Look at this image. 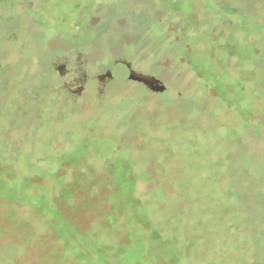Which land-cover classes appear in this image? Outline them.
<instances>
[{
    "label": "rangeland",
    "instance_id": "374dc122",
    "mask_svg": "<svg viewBox=\"0 0 264 264\" xmlns=\"http://www.w3.org/2000/svg\"><path fill=\"white\" fill-rule=\"evenodd\" d=\"M83 2H0V264H264V0Z\"/></svg>",
    "mask_w": 264,
    "mask_h": 264
},
{
    "label": "flooded vegetation",
    "instance_id": "af4514ba",
    "mask_svg": "<svg viewBox=\"0 0 264 264\" xmlns=\"http://www.w3.org/2000/svg\"><path fill=\"white\" fill-rule=\"evenodd\" d=\"M52 1L53 0H0V2H2L3 5L6 7L5 8L6 10L4 13V18L6 19V21L9 22V24L16 25V23H19L21 20L25 21L28 24L49 23L52 21L58 22V20L67 19V14H70L69 18L72 19V15H73L74 11H72L71 13H67L66 16H64L62 14L63 13L62 9H59V10H57V12H54L53 7H52ZM85 1H87V0H84V2ZM84 2H83V5L86 3V2L85 3ZM76 9H77V7H76ZM84 9H86V8H84V7L82 8L83 14L85 12H88L87 9L86 10H84ZM75 15H78V13H76ZM80 56H81V53L78 54V58ZM123 59H125V58H123ZM120 60L115 61V63L123 65L129 74L130 69L127 67V65L121 63ZM62 64L66 65V68H67L66 73H67L68 72L67 62H64ZM57 67H56V69H57ZM132 68H133V66H132ZM108 70H110V69H108ZM108 70H106V71H108ZM65 74H63V75H65ZM101 74H103V73H101ZM101 74H99V75H101ZM99 75L97 76L98 80H99ZM112 78L108 79L107 82L109 80H111ZM99 82L102 85L100 80H99ZM78 83H84L86 86V77L85 76L83 78L78 77V76L75 77L73 79L72 83L65 85V88L69 93L76 94V93H72L71 91H69L67 86L72 85V84H78ZM102 86L104 87L106 85H102Z\"/></svg>",
    "mask_w": 264,
    "mask_h": 264
},
{
    "label": "water",
    "instance_id": "95a60500",
    "mask_svg": "<svg viewBox=\"0 0 264 264\" xmlns=\"http://www.w3.org/2000/svg\"><path fill=\"white\" fill-rule=\"evenodd\" d=\"M120 62L127 65V67L130 69L128 74L129 80L142 83L153 92L163 93L166 91L167 89L166 85L158 77L133 69L131 62L127 61L126 59H121ZM57 70L61 75L65 74L67 70L66 65L65 64L59 65L57 67ZM112 77H113L112 71L108 70L105 73L99 75V80L101 81L102 85H106L107 80ZM67 88L72 93L80 94L84 91L85 84L84 83L72 84V85H68Z\"/></svg>",
    "mask_w": 264,
    "mask_h": 264
}]
</instances>
